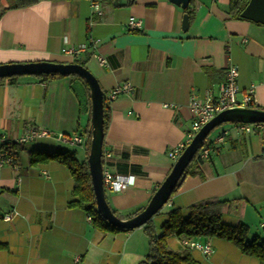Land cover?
<instances>
[{
    "label": "crops",
    "instance_id": "0c3cea01",
    "mask_svg": "<svg viewBox=\"0 0 264 264\" xmlns=\"http://www.w3.org/2000/svg\"><path fill=\"white\" fill-rule=\"evenodd\" d=\"M11 4L0 0V65L82 64L106 94L124 83L133 87L132 94L109 101L101 149L103 172L134 178L123 192H105L120 219L144 208L171 171L167 154L185 140L194 119L191 95L200 101L216 97L226 69L234 66L238 100L254 85L251 106L264 109V27L231 19L229 0H192L186 10L168 0H135L121 8L96 4L97 12L90 0L41 1L21 9ZM184 14L191 16L186 31ZM131 18L140 22L138 29L126 27ZM84 45L74 58L61 52ZM89 109L85 86L71 76L0 79V145L13 144L31 128L52 133L19 144L17 160L0 168V264H139L145 258L142 227L112 234L95 230L85 212L68 207L73 180L67 168L55 161L30 164L32 151L59 148L83 162L87 144L76 150L54 136L78 134L88 142ZM236 125L219 126L206 141L223 137L151 219L156 235L171 210L186 217L190 205L216 198L230 203L223 224L246 225L249 239L264 237V126L239 135ZM12 212V221L2 220ZM181 239L171 237L166 244L181 251ZM193 239L213 249L208 257L188 250L198 264H259L226 240Z\"/></svg>",
    "mask_w": 264,
    "mask_h": 264
},
{
    "label": "trees",
    "instance_id": "16d2710c",
    "mask_svg": "<svg viewBox=\"0 0 264 264\" xmlns=\"http://www.w3.org/2000/svg\"><path fill=\"white\" fill-rule=\"evenodd\" d=\"M41 1H55V0H12L11 8L21 9L33 6ZM74 1V0H65ZM94 4H106L112 8H121L134 4L135 0H125L122 3L121 0H90ZM249 0H229L227 14L231 19L242 20L240 13L246 6ZM192 2V1H191ZM189 19L191 18L190 15ZM243 21V20H242ZM82 65V64H79ZM83 66V65H82ZM43 81L54 80L60 78L57 75H40L36 76ZM71 77L79 80L86 88L88 94V88L84 81L76 76ZM17 77H11L6 80L15 81ZM89 96V94H88ZM103 130H105L109 116V100L107 94L103 92ZM252 107V106H251ZM253 109L264 110L258 107H252ZM206 141L203 142V145ZM89 144L86 148V156L88 152ZM17 144H2L0 150L5 151L11 158L12 162L17 160ZM200 149L194 155V158L187 166L184 174L186 176L193 175L195 171H191L192 167H198L202 162L198 158ZM55 161L60 165H63L69 171L73 180L72 196L73 200L68 203L69 208L80 209L86 213L90 218L91 226L101 233H118L128 232V230L118 229L107 224L103 218L97 213L95 209V198L92 190V184L88 171L86 159L83 162H79L75 153L70 150L59 148L54 151H39L34 150L30 153V164L47 163ZM174 191L171 197L179 190V187H174ZM170 197V199H171ZM169 199V200H170ZM230 203L227 201L219 200L216 198H210L209 200H203L187 208V216L184 217L179 209L171 210L168 214L167 221L161 227V234L158 236L154 232V228L149 221L142 227L143 233L147 239V253L145 258L139 264H198L191 256L187 249L181 251H173L168 248L166 241L171 237L180 238H205V239H223L232 243L243 255L254 257L258 260L259 264H264V237L259 239L252 237L249 239L248 228L244 224H238L237 226L225 225L222 223L223 210L228 207ZM110 208V207H109ZM143 209V208H142ZM142 209L133 213L130 217L139 213ZM112 214L117 217V213L110 208ZM119 218V217H118Z\"/></svg>",
    "mask_w": 264,
    "mask_h": 264
},
{
    "label": "water",
    "instance_id": "95a60500",
    "mask_svg": "<svg viewBox=\"0 0 264 264\" xmlns=\"http://www.w3.org/2000/svg\"><path fill=\"white\" fill-rule=\"evenodd\" d=\"M170 3L186 10L192 0H168ZM242 20L250 21L264 27V0H249L240 13ZM189 25L188 14L182 18V31H186ZM57 75L68 77L76 75L80 77L88 88L90 100V122H89V144L86 156V164L90 175L92 190L95 198V209L103 220L118 229L132 231L146 225L165 206L174 187H179L183 183L187 166L194 155L203 145L208 135L217 127L223 124H264V110L247 108H235L218 113L204 124L181 155L175 160L171 171L167 177L154 191V194L147 205L136 215L127 219L115 217L106 201L105 190L103 188L102 169V144L104 138L103 130V91L97 80L82 65L75 63H53L38 62L26 64H5L0 65V79L23 76Z\"/></svg>",
    "mask_w": 264,
    "mask_h": 264
},
{
    "label": "built area",
    "instance_id": "2783aa9c",
    "mask_svg": "<svg viewBox=\"0 0 264 264\" xmlns=\"http://www.w3.org/2000/svg\"><path fill=\"white\" fill-rule=\"evenodd\" d=\"M94 11H98V5H94ZM126 27L131 30L138 29L140 27V22L136 19L131 18ZM90 44L94 45V41H90ZM86 45L74 48L67 47L62 49V53L70 56L77 57L84 49ZM99 65L104 66L105 60L98 56L96 57ZM238 79V70L236 67L231 66L228 67L225 71V80L220 85L218 90V95L216 97H212L211 95H207L203 101L197 99L196 96H192L189 98V107L193 112L194 119L192 120L191 127L186 134V138L183 142L173 147L167 154L170 161L175 163V160L181 155L192 138L195 136L196 132L200 130V128L206 124L211 118L216 116L218 113L223 112L225 110L235 109V108H247L251 106L254 102V92L255 86L250 85L247 89H245V93L242 95L241 100H238L237 96L239 94V87L237 83ZM133 87L129 83H124L121 86L115 87L108 94L107 98L109 101L115 100L119 95H129L132 94ZM171 105H165L164 107H170ZM264 124H237L236 132L237 134H250L253 131L260 130ZM52 136V133L44 130H37L31 128L24 135L15 139L14 143L26 144L32 142L37 139L49 138ZM58 142L62 145L68 147H77L84 146L87 143L81 135L72 134H57L54 136ZM223 141V137L219 136L215 139L214 143H206L200 147V151L198 154V158L200 160H207L211 154V151L216 147L215 145L221 143ZM12 163V158L3 150L0 151V168L7 164L10 165ZM102 181L103 188L105 191L111 193H120L126 190L127 188L133 186L134 178L130 176H122V175H113L108 172H103ZM17 216L16 212L8 213L2 216L3 221L10 222ZM87 220L90 222L89 216ZM261 227L264 228V223L261 224ZM180 245L184 249L194 250L201 253L205 257H208L213 253V249L209 242H199L194 240L193 238H182L180 240Z\"/></svg>",
    "mask_w": 264,
    "mask_h": 264
},
{
    "label": "rangeland",
    "instance_id": "374dc122",
    "mask_svg": "<svg viewBox=\"0 0 264 264\" xmlns=\"http://www.w3.org/2000/svg\"><path fill=\"white\" fill-rule=\"evenodd\" d=\"M224 125V124H223ZM218 130V127L217 128H215L209 135H208V137L206 138V140L205 141H207L216 131ZM83 146H77L75 149L77 150V148H82ZM78 156V155H77ZM79 157V156H78ZM78 159H80V157L78 158ZM106 192V191H105Z\"/></svg>",
    "mask_w": 264,
    "mask_h": 264
}]
</instances>
